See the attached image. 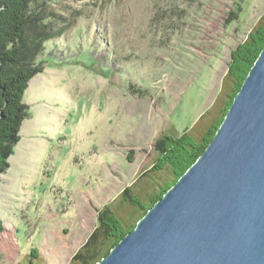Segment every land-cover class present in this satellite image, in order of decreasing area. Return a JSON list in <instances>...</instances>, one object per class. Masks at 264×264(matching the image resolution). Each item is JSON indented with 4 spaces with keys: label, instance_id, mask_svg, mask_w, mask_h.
Here are the masks:
<instances>
[{
    "label": "rangeland",
    "instance_id": "rangeland-1",
    "mask_svg": "<svg viewBox=\"0 0 264 264\" xmlns=\"http://www.w3.org/2000/svg\"><path fill=\"white\" fill-rule=\"evenodd\" d=\"M40 1L51 40L0 174V264H68L126 187L143 198L166 180L138 182L157 138L199 140L216 122L230 52L264 15V0ZM121 204L127 229L136 213Z\"/></svg>",
    "mask_w": 264,
    "mask_h": 264
},
{
    "label": "water",
    "instance_id": "water-1",
    "mask_svg": "<svg viewBox=\"0 0 264 264\" xmlns=\"http://www.w3.org/2000/svg\"><path fill=\"white\" fill-rule=\"evenodd\" d=\"M96 264H264V47L203 152Z\"/></svg>",
    "mask_w": 264,
    "mask_h": 264
},
{
    "label": "trees",
    "instance_id": "trees-1",
    "mask_svg": "<svg viewBox=\"0 0 264 264\" xmlns=\"http://www.w3.org/2000/svg\"><path fill=\"white\" fill-rule=\"evenodd\" d=\"M42 5L40 0H0V174L8 168L7 160L12 154L13 146L19 141L20 123L28 117L26 105L22 102L28 82L43 70L36 59L42 53L43 44L51 40L50 36L39 37L45 36L53 24L52 17H43L44 13L40 10ZM263 47L264 15L250 29L245 40L230 52V60L222 79L223 82L229 81L230 87L216 122L199 140H195L187 133L180 136L161 134L154 145L156 156L153 163L140 175L138 182L148 173L156 175L165 169H168V178L164 180L158 177L157 187L150 185L144 189L143 198L140 192H133L135 184L126 187L115 200L99 211L97 228L68 264H96L104 258L128 232L133 230L136 221L195 162L212 140L233 97L239 91ZM137 192L138 195H135ZM117 202L127 205L130 212L136 213L135 223L127 229L122 226L110 208ZM30 257L38 258L36 251H32Z\"/></svg>",
    "mask_w": 264,
    "mask_h": 264
}]
</instances>
